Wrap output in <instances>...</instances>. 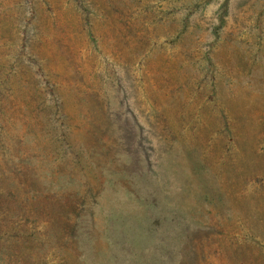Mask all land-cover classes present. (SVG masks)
<instances>
[{
  "label": "rangeland",
  "instance_id": "1",
  "mask_svg": "<svg viewBox=\"0 0 264 264\" xmlns=\"http://www.w3.org/2000/svg\"><path fill=\"white\" fill-rule=\"evenodd\" d=\"M0 264H264V0H0Z\"/></svg>",
  "mask_w": 264,
  "mask_h": 264
}]
</instances>
